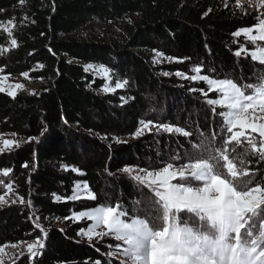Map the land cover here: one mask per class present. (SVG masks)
I'll use <instances>...</instances> for the list:
<instances>
[{"label":"trees","instance_id":"16d2710c","mask_svg":"<svg viewBox=\"0 0 264 264\" xmlns=\"http://www.w3.org/2000/svg\"><path fill=\"white\" fill-rule=\"evenodd\" d=\"M0 9V22L8 26L7 20L15 18L18 25L16 47L10 42L13 37L0 30V47H5L0 69L6 75L28 72L27 81L39 86L33 93L17 91L15 98L0 93V133L38 138L0 154V172L13 169L7 177L14 184L9 201L18 196L32 201L31 206L0 207V244L34 240L41 235L33 223L39 217L49 234L34 264H95L97 259L107 264L105 244L113 241H96L93 247L78 234L86 224L64 218L100 202L119 200L131 209L130 201L141 190L122 168H158L161 160L189 147L176 134L131 138L140 120L187 127L194 132L193 140L199 129L219 132L221 118L213 117L204 97L188 91L205 85L180 79L175 72L191 74L194 65L204 64L217 78L254 83L264 75V65L236 57L234 51L245 38L232 33L252 25L257 13L243 15L219 0H25L23 5L0 0ZM93 26L101 28V34H91ZM154 52L189 59L157 66L151 61ZM81 63L105 65L118 80L129 83L125 89L101 93L103 80ZM153 104L157 114L150 112ZM105 136L108 139H102ZM113 138L127 142L115 143ZM83 180L98 196L111 200L55 199L71 195L75 183ZM57 218L65 220L63 228L53 226ZM23 264L31 262L24 259Z\"/></svg>","mask_w":264,"mask_h":264},{"label":"snow or ice","instance_id":"6c2138e0","mask_svg":"<svg viewBox=\"0 0 264 264\" xmlns=\"http://www.w3.org/2000/svg\"><path fill=\"white\" fill-rule=\"evenodd\" d=\"M19 2L23 5L25 0ZM235 5L243 15H252L249 9L258 14L252 25L232 33L234 38H245L234 55L264 65V0H235ZM7 25L0 22V30L13 37L10 42L16 47L18 41L14 30L18 25L15 18H9ZM4 50L0 47V52ZM186 59L189 58L157 52L153 63L163 60L182 63ZM37 67L42 69L45 65L38 64ZM94 67L89 64L85 71ZM98 71L102 78L111 80L110 68L99 65ZM189 72L191 74L177 70L175 75L205 85L191 87L188 91L204 97L213 117L221 118L219 132L206 134L199 129L193 140L194 132L187 127L157 123L152 119L140 120L130 134L132 138L152 132L176 134L184 137L189 147L173 154L167 161L161 160L162 166L158 168L127 165L122 168V173L137 182L141 190V194L130 201L131 209L119 200L100 202L86 210L73 211L71 217L64 218L89 221L78 234L87 238L93 247L94 240L114 242L105 244L107 264H264V75L257 77L254 83H241L223 75L217 78L215 70L208 73L204 64L194 65ZM22 75L28 77L29 73ZM7 80L8 76L0 75V93L6 92L15 98L17 90L24 85H6ZM128 83L127 79L117 80L115 87L106 83L103 91L125 89ZM121 99L127 102L126 97ZM113 139L115 143L127 142ZM37 140V137H28L27 141H17L0 136V154ZM23 166L27 168L28 164ZM63 167L67 169L66 165ZM72 170L86 175L80 169ZM106 171L108 175H114L110 170ZM12 172V168H4L2 175L8 177ZM0 184L6 190L0 194V207L9 203L31 206L32 201L23 196L7 200L6 196L14 193V184L3 181ZM145 190L147 195H144ZM55 199L64 202L111 200L98 196L87 180L75 183L71 195H57ZM33 223L34 230H39L41 235L31 241L0 244V264H8V261L23 264L24 259L34 264L35 258L42 255L49 233L39 222V217L34 218ZM96 250L100 251L99 248ZM5 257H8L7 261ZM95 264L106 262L97 259Z\"/></svg>","mask_w":264,"mask_h":264},{"label":"rangeland","instance_id":"374dc122","mask_svg":"<svg viewBox=\"0 0 264 264\" xmlns=\"http://www.w3.org/2000/svg\"><path fill=\"white\" fill-rule=\"evenodd\" d=\"M219 2H222L223 4H225V0H219ZM227 4L231 7V8H233V9H236V10H238L237 8H236V5H235V0H227ZM249 10H252V11H255V10H253V9H249ZM256 12V11H255ZM257 13V12H256ZM258 14V13H257ZM101 31H102V29L101 28H99V27H97V26H93V28H92V30H91V34H93V35H98V34H101ZM251 46V45H250ZM4 49H5V47H3ZM4 52V51H3ZM3 52H0V54L1 53H3ZM156 54H157V52H154L152 55H151V61H152V63H153V59L156 57ZM173 62H175V61H173ZM168 63H172V62H169V61H167V60H163V62H161V63H153L154 65H157V66H164V65H166V64H168ZM258 63V62H257ZM89 64H91V65H93V66H95L93 69H89L87 72H89L91 75H93L95 78H98V79H101V80H103V82H104V84H103V86L107 83V84H110V86H112V87H115V82L118 80L117 79V77L115 76V74H114V72L112 71L111 72V80H108V79H106V78H102L101 77V75L99 74V71H98V68H99V65L100 64H96V63H81V65L84 67V69L86 68V66L87 65H89ZM105 66V65H104ZM164 72H166V71H164ZM163 72V73H164ZM162 73V74H163ZM0 75H6V74H4L3 73V71H0ZM6 76H8V80L7 81H5V84L6 85H15L16 83H20V84H23L24 85V88H22V89H25V90H27L28 92H30V93H33V92H35L37 89H38V85H36V84H34V83H31V82H28L27 81V77H24L22 74H16V75H6ZM178 78H180V79H184V78H182V77H178ZM103 86L99 89V91L101 92V93H106V92H104L103 91ZM22 89H19V90H17V91H20V90H22ZM107 93H111V92H107ZM151 111L150 112H152L153 114H157V112H158V109L155 107V104H153V106L151 107V109H150ZM159 114V113H158ZM155 122H157V121H155ZM0 136H2V138L3 139H14V140H17V141H27L26 139H24V138H22V137H20L19 135H13L12 133H0ZM132 138V137H131ZM26 143V142H25ZM24 143H22L21 145H23ZM0 181H3L4 182V184H7V183H9L8 182V178L7 177H4L3 175H2V172H0ZM77 182H79V181H77ZM76 182V183H77ZM0 189L1 190H5V188L3 187V184H0ZM6 191V190H5ZM5 191H4V193H5ZM3 193V194H4ZM6 199L7 200H9L10 199V193L6 196ZM72 216V215H71ZM72 220H74V219H72ZM74 221H76V220H74ZM81 222H84L86 225H85V227L84 228H86L87 227V225L90 223L89 221H81ZM65 223V220H63V219H57V220H55L54 222H53V226H55V227H61V228H63L64 227V224ZM80 240L81 241H84V242H88V240H87V238H85V237H82L81 235H80ZM93 242H96L95 240L93 241ZM92 242V243H93ZM114 243V242H113ZM6 251H7V249H6ZM5 260L7 261L8 260V257H5ZM11 262L10 261H8V264H10Z\"/></svg>","mask_w":264,"mask_h":264}]
</instances>
